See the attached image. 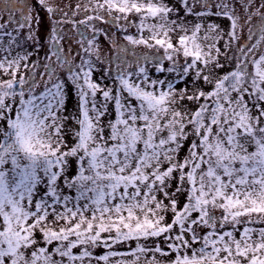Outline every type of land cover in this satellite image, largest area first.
<instances>
[{"label": "snow or ice", "instance_id": "snow-or-ice-1", "mask_svg": "<svg viewBox=\"0 0 264 264\" xmlns=\"http://www.w3.org/2000/svg\"><path fill=\"white\" fill-rule=\"evenodd\" d=\"M0 264H264V0H0Z\"/></svg>", "mask_w": 264, "mask_h": 264}, {"label": "rangeland", "instance_id": "rangeland-1", "mask_svg": "<svg viewBox=\"0 0 264 264\" xmlns=\"http://www.w3.org/2000/svg\"><path fill=\"white\" fill-rule=\"evenodd\" d=\"M57 2H61V0H57ZM62 2L63 3H69V2H72V3H74L75 2V0H62ZM33 3L35 4V0H33ZM225 23V26H226V24H227V21H225L224 22ZM44 28H42V32H44V31H46L47 30V20H46V18H45V20H44ZM117 36L119 37L120 36V34L119 33H117ZM100 39L103 41L104 40V38L103 37H100Z\"/></svg>", "mask_w": 264, "mask_h": 264}]
</instances>
